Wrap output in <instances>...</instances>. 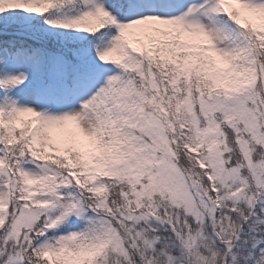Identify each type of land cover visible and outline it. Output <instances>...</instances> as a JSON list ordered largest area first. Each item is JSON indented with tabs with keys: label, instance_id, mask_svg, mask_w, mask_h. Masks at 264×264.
I'll return each instance as SVG.
<instances>
[{
	"label": "snow or ice",
	"instance_id": "1",
	"mask_svg": "<svg viewBox=\"0 0 264 264\" xmlns=\"http://www.w3.org/2000/svg\"><path fill=\"white\" fill-rule=\"evenodd\" d=\"M0 264H264V0H0Z\"/></svg>",
	"mask_w": 264,
	"mask_h": 264
}]
</instances>
